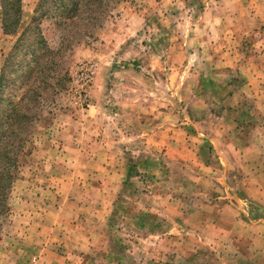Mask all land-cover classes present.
I'll return each mask as SVG.
<instances>
[{"label":"rangeland","instance_id":"obj_1","mask_svg":"<svg viewBox=\"0 0 264 264\" xmlns=\"http://www.w3.org/2000/svg\"><path fill=\"white\" fill-rule=\"evenodd\" d=\"M4 3L0 264H264V0Z\"/></svg>","mask_w":264,"mask_h":264},{"label":"trees","instance_id":"obj_2","mask_svg":"<svg viewBox=\"0 0 264 264\" xmlns=\"http://www.w3.org/2000/svg\"><path fill=\"white\" fill-rule=\"evenodd\" d=\"M62 1V4L59 6V8L57 9L59 13V15H57L58 18H61V19H64V20H71V19H75V17H77V15H81V12L79 11V8L82 4V2L84 0H61ZM4 7L6 9H8L9 11H12V14H14V16L12 17L13 22L16 21L15 23H18L19 22V16H20V13H21V7H20V3H21V0H4ZM69 3V4H67ZM68 5V7H67ZM67 12V14H66ZM14 26V24H13ZM12 32V31H11ZM44 71H40V74H42ZM33 91V90H31ZM22 96V95H21ZM27 97V94L24 93L23 96L20 98L19 102L16 104H13L14 103V99L16 98V96L14 95L13 96V101H10L5 109H4V113L2 115V127L4 128L5 126H7L9 124V122L11 121H8L9 119L13 118L12 115L14 114V111L15 109H18L19 107L23 106L24 105V102H25V99ZM18 111V110H16ZM23 119V116L21 119H18V121H22ZM8 121V122H7ZM13 123V122H12ZM4 140L5 138H7V131H5L3 134H2V137Z\"/></svg>","mask_w":264,"mask_h":264}]
</instances>
